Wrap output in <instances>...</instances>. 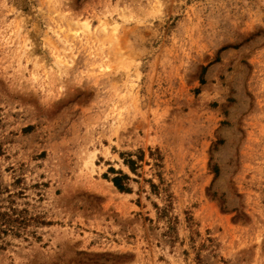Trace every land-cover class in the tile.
Instances as JSON below:
<instances>
[{
	"label": "rangeland",
	"instance_id": "374dc122",
	"mask_svg": "<svg viewBox=\"0 0 264 264\" xmlns=\"http://www.w3.org/2000/svg\"><path fill=\"white\" fill-rule=\"evenodd\" d=\"M0 210V264H264V0H0Z\"/></svg>",
	"mask_w": 264,
	"mask_h": 264
},
{
	"label": "trees",
	"instance_id": "16d2710c",
	"mask_svg": "<svg viewBox=\"0 0 264 264\" xmlns=\"http://www.w3.org/2000/svg\"><path fill=\"white\" fill-rule=\"evenodd\" d=\"M135 161L133 159L128 160V164L131 168H134L133 164ZM130 177L127 174H121L112 178L114 184L123 191L129 190L126 182ZM20 221L19 217H14L12 214L0 210V232L4 233L7 231H17L14 223Z\"/></svg>",
	"mask_w": 264,
	"mask_h": 264
}]
</instances>
